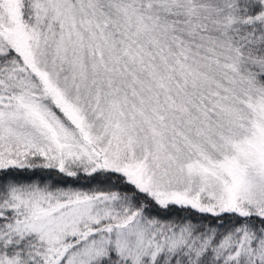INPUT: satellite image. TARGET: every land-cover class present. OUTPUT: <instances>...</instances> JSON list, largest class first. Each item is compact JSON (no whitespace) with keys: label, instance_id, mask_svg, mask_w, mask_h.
<instances>
[{"label":"snow or ice","instance_id":"snow-or-ice-1","mask_svg":"<svg viewBox=\"0 0 264 264\" xmlns=\"http://www.w3.org/2000/svg\"><path fill=\"white\" fill-rule=\"evenodd\" d=\"M0 264H264V0H0Z\"/></svg>","mask_w":264,"mask_h":264}]
</instances>
